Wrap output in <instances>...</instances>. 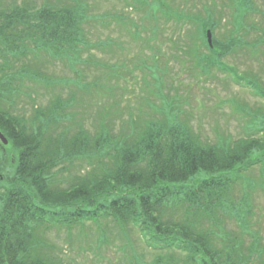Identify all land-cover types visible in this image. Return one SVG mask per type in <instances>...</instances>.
Segmentation results:
<instances>
[{"label": "trees", "instance_id": "trees-1", "mask_svg": "<svg viewBox=\"0 0 264 264\" xmlns=\"http://www.w3.org/2000/svg\"><path fill=\"white\" fill-rule=\"evenodd\" d=\"M89 1L0 0V132L8 140L0 141V264H63L38 229L104 220L123 231L134 227L156 253L149 264H261L264 245L251 228L252 206L245 195L234 203L229 193L252 168L264 173V113L248 119L245 135L220 136L217 142L201 139L168 113L164 120L131 119L115 127L109 106L100 121L89 124L76 109L78 91L103 98L99 81L110 73L88 86L78 81L77 90L64 97L66 82L44 69L53 60L71 67L80 61L82 47L89 45ZM195 1L201 5L193 11L188 0H125L143 15H106L136 41L142 30L157 39L166 28L178 34L168 38L178 44L186 29L182 59L219 68L264 101V84L224 62L243 45L264 55V37L243 39L251 29L264 34L245 21L255 9L250 0ZM226 8L233 10V27L215 35ZM36 87L50 96L44 106L36 104ZM226 220L236 228L226 227Z\"/></svg>", "mask_w": 264, "mask_h": 264}, {"label": "rangeland", "instance_id": "rangeland-1", "mask_svg": "<svg viewBox=\"0 0 264 264\" xmlns=\"http://www.w3.org/2000/svg\"><path fill=\"white\" fill-rule=\"evenodd\" d=\"M89 2L91 8L84 27L89 45L82 47L80 61L71 67L53 60L55 64L44 68L55 78L69 82L62 84L64 97L69 95V90H77L78 81L80 85L88 86L96 76L110 73V79L103 77L99 81L105 87L103 98L96 94L90 98L85 91H78L76 109L89 124L100 121L109 106L112 114L108 117L112 115L115 127L131 119L164 120L168 113L179 121L183 119L201 139L217 142L220 136L237 138L245 135L248 119L264 113V101L234 83L226 72L216 67L197 66L189 58L182 59L187 58L181 52L183 41L189 42L186 29L179 33L178 44L168 40L169 36L178 34H172L166 28L159 32L157 39L149 38L152 33L147 29L141 31L140 39L132 40L126 33L121 34L116 21L111 15L110 21L106 14L129 13L136 18L142 16V12L139 14L128 8L125 0ZM249 3L255 9L247 14L246 23L264 28V0H250ZM187 5L195 11L201 3L188 0ZM232 13L231 8L225 9L215 35L231 28L228 20L232 19ZM256 35L264 37L260 30L251 29L243 34V39L253 42ZM109 40L112 45L104 47L103 42ZM259 49L264 51V45ZM254 51L256 46L251 49L243 45L224 62L236 68L240 75L252 76L264 84V55ZM154 56H158L156 75L152 73ZM108 85L109 89L106 88ZM35 90L36 104L44 106L50 96L41 87ZM24 106L27 110L31 105ZM241 106L251 110L249 115L243 116ZM244 195L252 206L251 228L264 245V173L258 167L252 168L245 180L229 193L234 203L242 202ZM226 221V227L236 228L234 221ZM38 235L50 245L48 251L52 256L61 258L63 264H149L156 255L144 246L134 227L128 225L124 231L119 230L110 220L74 228L42 226ZM251 238L246 235V239ZM262 260L261 264H264V254Z\"/></svg>", "mask_w": 264, "mask_h": 264}, {"label": "water", "instance_id": "water-1", "mask_svg": "<svg viewBox=\"0 0 264 264\" xmlns=\"http://www.w3.org/2000/svg\"><path fill=\"white\" fill-rule=\"evenodd\" d=\"M211 30L208 28L206 30V39H207V42H208V45L209 46H212V35H211ZM0 141L3 143V144H8V140L5 138V136L2 134V132H0Z\"/></svg>", "mask_w": 264, "mask_h": 264}]
</instances>
